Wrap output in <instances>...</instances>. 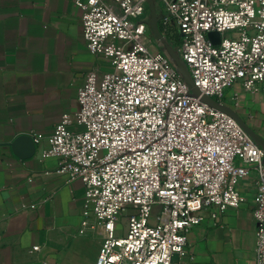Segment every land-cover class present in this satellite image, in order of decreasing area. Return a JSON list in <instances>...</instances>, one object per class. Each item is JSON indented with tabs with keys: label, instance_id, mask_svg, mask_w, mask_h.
Listing matches in <instances>:
<instances>
[{
	"label": "built area",
	"instance_id": "2783aa9c",
	"mask_svg": "<svg viewBox=\"0 0 264 264\" xmlns=\"http://www.w3.org/2000/svg\"><path fill=\"white\" fill-rule=\"evenodd\" d=\"M152 1L161 35L179 33L177 52L199 96L152 38L147 0H74L87 49L109 69L88 70L77 111L63 113L51 134L29 137L46 139L41 158L58 159L68 182H83L84 206L103 228L93 264L185 258L192 228L206 212L215 220L237 208V184L252 172L254 261L264 264V151L232 117L200 100L239 84L261 94L264 115V0ZM122 216L125 232L116 236Z\"/></svg>",
	"mask_w": 264,
	"mask_h": 264
},
{
	"label": "crops",
	"instance_id": "0c3cea01",
	"mask_svg": "<svg viewBox=\"0 0 264 264\" xmlns=\"http://www.w3.org/2000/svg\"><path fill=\"white\" fill-rule=\"evenodd\" d=\"M165 40L172 46L179 33ZM94 67L109 69L87 49L74 0H0V264L95 261L103 228L84 206L83 182H68L58 159L41 158L45 138H28L51 134L63 113L77 111L78 88ZM212 99L264 138L261 94L234 84ZM237 189L239 206L215 220L206 212L188 255H173L172 264H255L254 172Z\"/></svg>",
	"mask_w": 264,
	"mask_h": 264
},
{
	"label": "water",
	"instance_id": "95a60500",
	"mask_svg": "<svg viewBox=\"0 0 264 264\" xmlns=\"http://www.w3.org/2000/svg\"><path fill=\"white\" fill-rule=\"evenodd\" d=\"M147 6H148V19L146 23L149 27V31L152 38L159 41L162 44V48L167 53L171 61L174 63L178 71V74L180 75V77L188 87L190 94L192 96L198 97L199 92L196 89V87L193 85V81L191 79L186 64L180 58L177 50H174V48L165 40V38L161 35L159 31V27H158L159 16L156 9V4L152 0H147ZM207 38L212 44L219 43V35L216 32H209L207 34ZM200 100L206 103L208 106L216 110H219L221 112H224L228 114L230 117H232L238 123V125L253 139V141L264 151V138H262L250 126H248L234 111H232L230 108L220 104L219 102L213 100L208 96H201ZM28 138L34 144L32 138L31 137Z\"/></svg>",
	"mask_w": 264,
	"mask_h": 264
},
{
	"label": "rangeland",
	"instance_id": "374dc122",
	"mask_svg": "<svg viewBox=\"0 0 264 264\" xmlns=\"http://www.w3.org/2000/svg\"><path fill=\"white\" fill-rule=\"evenodd\" d=\"M178 42L179 41L175 42V44L172 45L174 50L177 49V45H178L177 43ZM130 212H131L130 210L127 211V213H130ZM153 213H156V212H153ZM156 222H157V220L154 216L149 219V223H151V224H156ZM125 225H126V216H122L119 220V223H117V229L115 231L116 236H122L124 234Z\"/></svg>",
	"mask_w": 264,
	"mask_h": 264
}]
</instances>
